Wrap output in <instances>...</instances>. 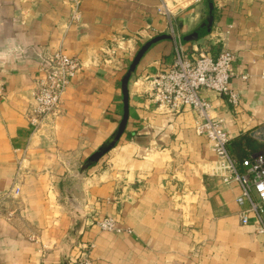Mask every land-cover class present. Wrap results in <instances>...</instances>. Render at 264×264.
<instances>
[{
    "label": "crops",
    "instance_id": "crops-1",
    "mask_svg": "<svg viewBox=\"0 0 264 264\" xmlns=\"http://www.w3.org/2000/svg\"><path fill=\"white\" fill-rule=\"evenodd\" d=\"M165 1L174 6L169 17ZM161 35L171 39L152 46L130 81L124 135L82 174L121 122L124 57L140 37ZM178 42L214 59L222 50L235 54L238 108L206 95L225 120L232 157L255 153L240 156L245 136L263 151L264 0H0V264H63L78 208L85 219L76 242L95 243L94 264H264L257 219L241 224V187L215 173L217 155L197 133L195 115L163 113L149 96L146 78ZM113 45L118 65L100 60ZM60 51L85 65L37 130L29 121L36 83ZM107 217L121 232L99 228Z\"/></svg>",
    "mask_w": 264,
    "mask_h": 264
},
{
    "label": "built area",
    "instance_id": "built-area-1",
    "mask_svg": "<svg viewBox=\"0 0 264 264\" xmlns=\"http://www.w3.org/2000/svg\"><path fill=\"white\" fill-rule=\"evenodd\" d=\"M115 48L113 45L103 54L116 61ZM234 61L235 54L230 50H222L214 59L206 49L190 48L178 42L170 61L165 62L157 74L147 77L146 82L149 96L159 111L172 114L189 109L195 115L197 133L206 137L217 155L215 173L221 175L225 183L236 182L241 187V194L236 199L243 208L238 214L241 224L248 225L249 216L254 214L259 224L258 233L264 235V150L251 154L242 162L232 157L227 148L230 137L225 130V120L216 114L215 105L206 95L212 92L234 109L238 108L240 93L230 87L231 79L235 77L230 71ZM84 65L62 51L51 58L50 66L44 70L45 77L36 83L29 114L35 129L39 130L57 114L72 78ZM243 79L248 81L249 76H243ZM1 80L0 74V84ZM3 96L0 88V98ZM97 225L102 231L121 232L110 217L98 221ZM94 249V242H76L70 260L73 264H94Z\"/></svg>",
    "mask_w": 264,
    "mask_h": 264
},
{
    "label": "water",
    "instance_id": "water-1",
    "mask_svg": "<svg viewBox=\"0 0 264 264\" xmlns=\"http://www.w3.org/2000/svg\"><path fill=\"white\" fill-rule=\"evenodd\" d=\"M171 39L169 35H161L155 37L154 39L147 42L142 48L138 51L137 55L134 57L132 63L130 64L126 74L122 79L121 89L123 94V104L124 111L121 122L117 130L110 136V138L87 160V162L81 168V173L84 174L89 168L98 163L105 155H107L111 150H113L119 143L121 137L124 135L129 117H130V93H129V84L132 78L136 75L137 67L141 63L142 59L145 57L147 52L152 48L153 45L159 43L162 40ZM75 224L68 235L66 241L64 242L62 249V263L69 264V255L72 245L76 242L79 233L81 232L85 215L83 210L75 209Z\"/></svg>",
    "mask_w": 264,
    "mask_h": 264
},
{
    "label": "rangeland",
    "instance_id": "rangeland-1",
    "mask_svg": "<svg viewBox=\"0 0 264 264\" xmlns=\"http://www.w3.org/2000/svg\"><path fill=\"white\" fill-rule=\"evenodd\" d=\"M161 11H162V13L164 14V15H166L165 17H169V16H171V13L169 12V10L170 9H172V8H174V6H173V3L171 4V2H164V4H162L161 6ZM169 7V8H168ZM168 19V18H167ZM176 23H177V21L176 20H174L173 18L172 19H170L169 20V28H170V30H168L169 32V34L170 35H172L173 37H174V33H173V29H171V27H175V26H177L176 25ZM143 36V35H142ZM152 39H154L152 36H151V38L149 39V40H152ZM147 42H149V41H146V40H144V37H140V39L139 40H136V43H137V46H138V49L137 50H135V52L132 54V55H130V57H124V60L126 61V67L124 68V72H125V74H126V72H127V70H128V68H129V66H130V64L132 63V61H133V59H134V57L137 55V53H138V51L142 48V46L143 45H145ZM115 58H116V61H114V64L113 65H118V62H119V59H118V57H117V53H116V55H115ZM120 59H121V57H119ZM123 58V57H122ZM101 61H103L105 64L106 63H109V61L111 60L110 59V57H108V56H106V55H103V57L100 59ZM122 60V59H121ZM214 167H215V165H214ZM213 167V168H214ZM215 171V170H214Z\"/></svg>",
    "mask_w": 264,
    "mask_h": 264
},
{
    "label": "trees",
    "instance_id": "trees-1",
    "mask_svg": "<svg viewBox=\"0 0 264 264\" xmlns=\"http://www.w3.org/2000/svg\"><path fill=\"white\" fill-rule=\"evenodd\" d=\"M207 20L211 24L213 22V20H214V15H211V17L208 18ZM210 24H209V27L207 28V30H205L206 33L211 30V27H210L211 25ZM243 140L245 141L246 146H244L242 148V153L240 154L241 157H243L247 153H251V152H255L256 153V151H258L261 148V146L256 145L251 139L247 138L246 136L243 137ZM243 158L240 160L241 162H242V160H244Z\"/></svg>",
    "mask_w": 264,
    "mask_h": 264
}]
</instances>
